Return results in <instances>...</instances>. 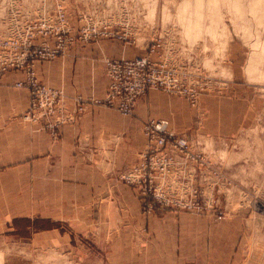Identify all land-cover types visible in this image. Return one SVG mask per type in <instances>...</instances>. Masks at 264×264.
I'll return each instance as SVG.
<instances>
[{"label": "rangeland", "instance_id": "1", "mask_svg": "<svg viewBox=\"0 0 264 264\" xmlns=\"http://www.w3.org/2000/svg\"><path fill=\"white\" fill-rule=\"evenodd\" d=\"M5 1L4 8L1 4ZM166 1L0 0V77L9 69L24 72L26 79L16 82L14 88L30 94L29 107L15 118L21 129L17 127L14 135L0 136V163L5 164L0 165V264H219L221 247L213 241L223 234V239H230L232 231L216 232L210 223L216 224L237 211L242 214L239 233L234 238L239 237L241 264H264V0H233V4L213 0L206 26L188 33L181 26L186 20L178 17L177 7L182 0ZM190 8L184 7L181 12L188 13ZM100 38L117 39L134 51L131 60L103 58L111 85V63L126 67L145 59L152 65L147 73L157 68L171 71L191 94L168 91L167 87L149 88L135 101L132 112L124 114L120 98L112 104L107 101L111 85L105 98L96 99L79 94L69 96L63 89L51 88L40 81L39 61L63 59L76 41L87 43ZM69 41L66 48L55 54L60 44ZM30 79L62 98L52 104L50 115L46 116L43 107L50 101L36 99L27 86L19 87ZM232 83L243 91L237 99L217 103L214 98L211 105L214 111L225 106L230 112H243L256 102L258 115L255 124L256 114L248 124L254 125L251 129L232 140L203 137L197 134L196 126L191 130H175L165 119L149 118L142 123L141 132L147 145L136 153L138 162L119 172V179L128 184L125 175L145 161L149 149L147 122L167 121L171 133L188 140L191 156L186 161L176 157L180 165L164 177L167 182L164 186L172 195L189 196V202L196 207L156 205L154 199H145L142 188L128 184L139 192L145 225L138 231H118L108 238L104 223H97L103 202L91 200L89 192L106 185L96 175L97 169L81 167L78 175L73 176L61 175L54 163L18 164L28 152L23 149L27 146L23 144V129L34 124L42 125L51 139L57 141L60 127L79 122L92 108L114 110L125 119L133 118L139 101L154 90L182 98L198 123L203 107L201 93L225 92ZM240 99L248 101L245 105L234 103ZM36 100L37 106H33ZM62 176L74 177L79 182L62 183L58 181ZM82 193L87 195L72 198ZM88 202L95 213L86 212ZM165 210L178 215H168ZM187 214L208 217L207 230L195 229ZM18 219L41 223L32 229L24 221L14 223ZM59 220L62 223L56 222ZM51 233H59L68 241L64 245ZM139 241L142 245L137 244Z\"/></svg>", "mask_w": 264, "mask_h": 264}, {"label": "crops", "instance_id": "2", "mask_svg": "<svg viewBox=\"0 0 264 264\" xmlns=\"http://www.w3.org/2000/svg\"><path fill=\"white\" fill-rule=\"evenodd\" d=\"M133 56L132 48L117 39L100 38L87 43L78 40L67 57L49 62L39 61L37 72L43 84L54 89H63L69 96L79 94L103 99L111 85L103 58L131 60ZM25 79L24 72L15 69H9L0 77V136H11L15 134L17 127L21 129L15 118L29 107L30 94L27 90H16L14 84ZM227 87L229 88V85ZM228 88L225 92L215 94L206 91L201 93L203 107L200 109L201 120L198 123L192 109L185 106L182 98L154 90L139 101L133 118L125 119L114 110L92 108L79 122L60 127L57 141L51 139L42 125L34 124L30 128L23 129L25 138L23 144H27L23 146V149L28 152H25L26 155L23 156L24 161L22 163L19 161L18 164L25 163L29 166L31 162L40 161L41 164L50 166L54 163L61 175L67 173L73 176L78 175L81 167L84 170L90 169L88 166H91L92 170L97 169L96 175L106 183L103 188L89 192L91 200L103 202L99 206L100 221L97 223H104L108 238L115 236L118 231L131 229L138 231L145 225L141 215L139 192L121 181L118 176L124 168L139 161L136 153L142 152L147 145V139L141 132L142 123L149 118L165 119L175 130H191L192 126H196L197 134L203 137L222 141L232 140L242 132L251 129L254 125L248 124H251L256 114L255 124L258 115L256 102L248 104L249 110L243 112H230L225 109V106L217 107L214 111L211 106L214 98L217 103L233 97L237 99L238 94L243 91L239 85H233V83ZM247 101L240 99L233 102L245 105ZM233 102L232 105H234ZM0 165L5 164L0 163ZM58 181L75 184L79 182L74 177L65 179L63 176ZM80 195H87V193L72 195V198L77 199ZM86 204L90 206L88 210L86 209L87 213L96 212L90 202ZM76 205L79 206V203ZM164 212L168 215H178L169 210ZM241 214L242 212L237 211L230 214L231 217L226 215L225 218H221L216 224L210 223L212 230L216 232L220 229L232 231L230 239H223L224 234L219 233L221 238L213 241L217 247H221L218 251L219 264H241L242 262L241 251L238 249L239 237L234 238V235L239 233ZM186 216L195 229L204 232L207 230L208 217L195 214ZM20 221L30 224L29 227L32 229L41 223L29 219H18L14 223ZM56 222L62 223L61 220ZM54 236L58 237V242H63L64 245L68 241L64 240L59 233ZM137 244L142 245L140 241Z\"/></svg>", "mask_w": 264, "mask_h": 264}, {"label": "built area", "instance_id": "3", "mask_svg": "<svg viewBox=\"0 0 264 264\" xmlns=\"http://www.w3.org/2000/svg\"><path fill=\"white\" fill-rule=\"evenodd\" d=\"M69 43L70 41L60 44L55 54H59ZM23 56H26V54ZM149 65L152 66L145 59H138L136 63L127 64L126 67L111 63L110 73L113 76V82L107 101L112 104L115 99L120 98L121 111L124 114H130L135 101L143 96L149 88L162 89V87H167L168 91L181 92L185 95L191 94L190 91L182 87L183 85L181 86V82L173 72L157 68L147 73ZM24 86L32 90L36 99L50 101L51 104L43 106L46 110V116L53 113L52 104L57 100H62L61 97L49 93L33 79H30L27 84H19L20 88ZM192 98L195 99L194 94ZM34 102L35 105L33 104V106H37V100ZM145 132L149 138V149L144 155L145 161L128 172L124 180L128 184L142 188L146 196L145 199H154L156 205L160 204L174 208L196 207L195 203L189 202V196L172 195L164 186L167 183L164 181V177L173 172L174 166L180 165L177 163L176 157H183V160L186 161L191 156L188 140L185 137L171 133L169 123L164 120L147 122ZM175 187L174 185L173 190H176Z\"/></svg>", "mask_w": 264, "mask_h": 264}, {"label": "bare ground", "instance_id": "4", "mask_svg": "<svg viewBox=\"0 0 264 264\" xmlns=\"http://www.w3.org/2000/svg\"><path fill=\"white\" fill-rule=\"evenodd\" d=\"M166 1V0H165ZM216 1V0H214ZM213 0H206L205 2L199 1V0H182L181 4L178 5V17L180 16L181 21H185V24H182V28L184 32H193L199 27H205L207 24L208 16L209 14H212V9L210 4L214 2ZM229 2L233 0H227ZM239 2V0H234L233 2ZM9 2V1H8ZM169 1L167 0L166 3ZM233 2H231L233 4ZM7 1L2 2L1 5L6 6ZM184 7H191L188 11V13L183 14L181 11ZM2 10V9H1ZM209 13V14H208ZM210 20V19H209ZM214 20V19H213ZM212 22V21H211ZM181 23V22H180ZM183 23V22H182ZM12 24V23H11ZM200 30V29H199ZM203 30V28H202ZM197 31V30H196ZM186 34V33H185ZM222 34V33H221ZM217 36V35H216ZM227 37V35L225 34ZM225 42V41H224ZM229 43V42H228ZM208 46V45H207ZM205 46V47H207ZM205 49V48H204ZM223 49V48H222ZM252 57V56H251ZM251 62V61H250ZM249 65V64H248ZM255 72V71H254ZM254 76V75H253ZM251 78V77H250ZM228 158V157H227ZM231 159V158H230ZM254 221V220H253ZM256 227V226H255ZM254 238V237H253ZM256 240V239H255Z\"/></svg>", "mask_w": 264, "mask_h": 264}]
</instances>
